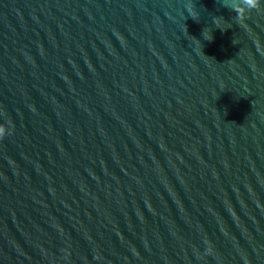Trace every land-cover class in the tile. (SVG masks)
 Instances as JSON below:
<instances>
[{
	"label": "water",
	"instance_id": "obj_1",
	"mask_svg": "<svg viewBox=\"0 0 264 264\" xmlns=\"http://www.w3.org/2000/svg\"><path fill=\"white\" fill-rule=\"evenodd\" d=\"M234 16L0 0V264H264V8Z\"/></svg>",
	"mask_w": 264,
	"mask_h": 264
},
{
	"label": "clouds",
	"instance_id": "obj_2",
	"mask_svg": "<svg viewBox=\"0 0 264 264\" xmlns=\"http://www.w3.org/2000/svg\"><path fill=\"white\" fill-rule=\"evenodd\" d=\"M224 7L228 8L235 14L234 19L237 24L242 23L246 19V14L251 11H259L264 8V0H220ZM189 14L195 19V16L190 7H188ZM217 19H224L223 17H214V23ZM205 31V30H204ZM203 37L206 40H212V35H205ZM10 134V133H9ZM5 135L4 128L0 127V137Z\"/></svg>",
	"mask_w": 264,
	"mask_h": 264
}]
</instances>
